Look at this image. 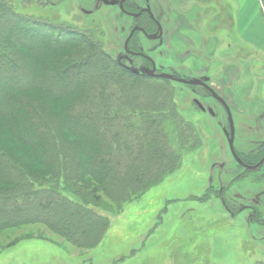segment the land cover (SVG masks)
Returning <instances> with one entry per match:
<instances>
[{"label": "trees", "instance_id": "obj_1", "mask_svg": "<svg viewBox=\"0 0 264 264\" xmlns=\"http://www.w3.org/2000/svg\"><path fill=\"white\" fill-rule=\"evenodd\" d=\"M173 97L170 81L115 62L91 35L0 0V231L41 224L99 245L110 218L95 203L138 198L198 137ZM84 175L97 182L87 195Z\"/></svg>", "mask_w": 264, "mask_h": 264}, {"label": "rangeland", "instance_id": "obj_2", "mask_svg": "<svg viewBox=\"0 0 264 264\" xmlns=\"http://www.w3.org/2000/svg\"><path fill=\"white\" fill-rule=\"evenodd\" d=\"M8 1L13 2L22 15L91 35L102 43L115 62L144 75L148 62L125 50L130 28L134 26L133 19L104 0ZM133 2L149 7L164 27L161 42L138 34L130 47L133 52L150 56L159 74L193 80L211 77L210 84L223 95L226 83L220 78V62L237 65L239 61L244 73L248 71L247 76L243 73L241 77L254 80L253 89L255 95L258 94V82L264 77L251 76L252 69L245 68L248 61L259 60L258 54L249 49L237 51L234 32L226 35L233 26L226 30L223 27V30L217 26L220 20L213 18V25L205 31L206 42L202 48H197L194 37L201 43L204 39L190 32L196 27L189 25L185 17L178 16L175 19L178 23L174 22L171 13L178 4L173 0ZM194 13L196 10L186 12L192 20L196 18ZM228 43L232 44L230 50ZM214 62H219L216 68L212 67ZM215 69L217 73L210 74ZM170 82L177 112L198 136L188 149L179 150L181 161L176 170L165 175L157 185L139 193L134 200L112 203L103 197V202L107 203L99 206L95 203L97 212L110 218L108 235L96 247H75L47 226L31 224L0 231V264H264V242L257 240L261 232L249 227L245 218L232 217L238 211L237 205L255 200L256 188L260 187L258 181L262 179L252 173L240 178L243 171L230 150L225 109L210 99L201 86ZM242 83L243 79L234 84L235 88L239 90ZM195 100L201 102L206 111H202ZM232 112L236 130L234 147L237 151L249 152L264 137V119L260 128L250 121L251 125L245 129L239 124L236 112L233 109ZM0 142L9 144L10 138L1 133ZM47 180V177L42 179L45 185ZM74 182L70 180L69 184L73 186ZM77 186L87 195L97 187V182L84 175ZM218 190H222L220 195L224 201L211 195H219ZM87 198L93 200L91 196Z\"/></svg>", "mask_w": 264, "mask_h": 264}, {"label": "crops", "instance_id": "obj_3", "mask_svg": "<svg viewBox=\"0 0 264 264\" xmlns=\"http://www.w3.org/2000/svg\"><path fill=\"white\" fill-rule=\"evenodd\" d=\"M174 4L177 3L178 7H173V13L176 15L175 18L181 16V13L194 11L198 12L195 6L203 3V7H207V12L210 18H218L221 23V28L226 30L233 26L231 32L227 31L226 35L231 34L236 35V49L238 52H244V49L253 50L258 54L259 60H250L246 64L245 68L252 69V75H260L264 77V9L261 0H173ZM190 25V24H189ZM195 25V24H194ZM196 27V25H195ZM189 28H192L189 26ZM223 29V30H224ZM190 32L195 33L194 35H199L204 39V33L198 27L196 29H190ZM192 33V34H193ZM206 39V37H205ZM197 48H202L204 45V40L202 43L200 40L194 37ZM201 43V45H200ZM199 45V46H198ZM232 44H227V49L230 50ZM246 51V50H245ZM237 52V53H238ZM216 63L214 62L212 67L216 68ZM219 66L221 71L222 82L226 83L223 90L226 95L231 99L230 103L233 104V99L236 102L233 104L232 108H235L238 112L251 114L255 117H262L264 115V80L258 82L259 86L257 88L258 94L254 95L255 92L253 88L251 90L246 89V84L251 83V80H247L246 77H241L244 73L242 70V65L237 61V65L230 64L229 61L220 62ZM218 68V67H217ZM218 69L213 70L210 74L214 75L217 73ZM248 71H245V76H247ZM250 72V73H251ZM243 83L237 90L234 84L239 83L242 79ZM246 80V82H245ZM249 81V82H248ZM234 89V91H233ZM233 96V97H232ZM252 122V121H251ZM260 122V120H259ZM262 123V122H261ZM254 125V122H252ZM251 125V124H247ZM261 125V124H259ZM253 128V127H252Z\"/></svg>", "mask_w": 264, "mask_h": 264}, {"label": "flooded vegetation", "instance_id": "obj_4", "mask_svg": "<svg viewBox=\"0 0 264 264\" xmlns=\"http://www.w3.org/2000/svg\"><path fill=\"white\" fill-rule=\"evenodd\" d=\"M104 1L106 3L112 5L113 7L115 6L117 9H119V11L124 16L130 17L131 19H133L134 26L133 27L130 26L131 27L130 28V34H129L126 42L128 40L129 41H128V43L125 42V50L126 51L129 50L130 51L129 54H131L132 56L142 57L144 60H146L148 62V67H145L143 74L146 75V72L148 70H152L153 68L156 69V74H159L157 72L156 64H155L154 60L152 58H150V56H148L142 52H138V53L133 52L132 50H130V47H132L134 37L138 34L143 35L145 38H147L151 41L161 42L164 39L165 30H164V27H163L160 19L155 15V13L149 7L139 6L138 4L134 3L133 0H104ZM162 1H166V0H162ZM198 5L199 6H195V8L198 9V12L194 13V17H196L195 19H193V20L190 19V17H188L187 14L186 15L183 14L181 16L185 17L191 26L195 24L196 27H198L202 30L204 35H207V33L205 31L213 25V19L210 18V16L208 15L209 12L207 11V7L205 9V7H203L204 6L203 3L202 4L200 3ZM171 14H172V16H174V17H172L174 22L178 23L175 20L176 15L173 12ZM194 20H198V22H194V24H193ZM179 24H177V25H179ZM220 24L221 23L218 22L217 26H221ZM134 30H135V33L129 39L130 35L132 34V32ZM204 40H205V36H204ZM221 71H222V69H220V72ZM175 77H177V76H175ZM223 77L224 76L222 75L220 78L222 79ZM178 78H180V77H178ZM210 78L211 77L204 76L203 80H200V81H206L207 84L209 85L210 81H211ZM181 79H184V78H181ZM187 80H190V79H187ZM253 83L255 84L254 80L250 84L247 83L246 89L251 90V88H253ZM210 87L217 94L218 98L222 99L223 102H225L229 106V108L231 110L232 118L234 115L232 112V109L236 112V114L239 118V122H240L239 124L242 125V128L248 129L249 127L247 126V124H249L250 121L254 122V125H256V128H260L259 124H261L262 119H264V115L262 117L261 116L255 117L254 115H251V114H245L242 112L240 113L239 110L237 112V110L235 108H232L233 104L236 103L234 101V99H233V104H232V102L230 103V101L232 99L229 96L225 95V93H226L225 91H224L225 93L222 95L212 86V84H210ZM206 92L208 93L210 99L214 100L215 102H217L220 106H222L225 109L224 105L221 103V101H219V99L214 97L213 94L211 92H209L208 90H206ZM253 92L254 91H252V93ZM198 102H199L198 100H195V103L197 105H198ZM199 103L201 104V102H199ZM199 108L202 111H206V109L204 108L203 105H202V107L199 106ZM209 111H210V113H212V110H209ZM225 111H226V109H225ZM259 120H260V122H259ZM228 122H229V120H228ZM233 122H234V118H233ZM252 129L253 128L250 127V130H252ZM229 133H230V126H229ZM235 138H236V130H235ZM251 146H254V144H252ZM235 151H236V154H237L240 162H237V160L234 158V156H233V158H234L235 162L237 163L238 167H240V169L243 171L240 178L243 179L252 173L255 177L257 176V179L259 178L262 180L258 181V185L260 187L256 188L255 194L257 195V197L255 198V200L251 203L237 205L238 211L235 212L232 215V217H238V218L243 217V218H245L247 221V225L249 227H252L255 231L261 232V234L258 235L257 240H259L260 242H264V197H263L264 196V137H263V139H260L258 142H256L255 147L251 148L249 150V152H244L241 149H240V151H237L235 149ZM218 192H219L218 193L219 195H217V193L216 194L211 193V195L215 196L218 200L224 201V198L221 197V195H220L223 193L222 190L221 191L218 190ZM193 199L202 200L199 197H196V198L193 197Z\"/></svg>", "mask_w": 264, "mask_h": 264}, {"label": "water", "instance_id": "obj_5", "mask_svg": "<svg viewBox=\"0 0 264 264\" xmlns=\"http://www.w3.org/2000/svg\"><path fill=\"white\" fill-rule=\"evenodd\" d=\"M135 33V30L132 32V34L130 35L129 39L133 36V34ZM129 41V40H128ZM128 41L126 43H128ZM136 72V71H135ZM146 75L150 76V77H156L158 79H165V80H170V81H175V82H178L180 84H185V85H190V86H202L204 87L206 90H208L209 92H211L213 94L214 97H216L217 99L218 96L217 94L214 92V90L207 84L206 81H200V80H193V79H190V80H187V79H181V78H178V77H175L173 75H170V74H166V73H163V74H156V69L153 68L152 70H148L146 72ZM219 101H221V103L224 105L225 109H226V112H227V115H228V120H229V126H230V133L227 134V138H228V143H229V146H230V150L234 156V158L237 160V162H240L237 154H236V151H235V147H234V141H235V126H234V122H233V118H232V114H231V110L229 108V106L223 102L222 99H219ZM198 105L200 107H202V105L198 102Z\"/></svg>", "mask_w": 264, "mask_h": 264}]
</instances>
